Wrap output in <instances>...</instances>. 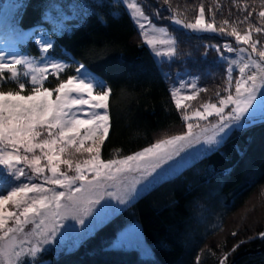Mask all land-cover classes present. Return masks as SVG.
Here are the masks:
<instances>
[{
	"label": "trees",
	"instance_id": "obj_1",
	"mask_svg": "<svg viewBox=\"0 0 264 264\" xmlns=\"http://www.w3.org/2000/svg\"><path fill=\"white\" fill-rule=\"evenodd\" d=\"M19 2L24 5L20 15L25 31L37 34L41 30L48 34L55 31L54 48L48 55L72 65L60 74L62 78L75 75V67L84 63L111 89L110 131L101 146L102 159L132 154L164 135L184 131L171 89L179 87L181 79L194 78L197 86L206 91L186 103L195 110L204 101L215 102V92L224 87L227 65L220 61L215 49L205 46L216 44L222 48L227 42L234 47H247L237 45L234 37L178 29L164 18L171 13L167 10L169 5H164L162 0H147V3L141 0V5L158 27H167L169 34L176 36L178 56L170 61L157 57L143 42L121 0H106L104 8L95 7V0ZM200 2L169 0L181 19L192 18ZM203 3L217 10V23L242 18L245 10L254 9L255 13L260 10V0L255 3L203 0ZM156 9L161 10L159 19L155 16ZM46 12L67 21L52 25L43 19ZM211 17V13L206 15L209 20ZM252 20L259 24L255 16ZM237 26L242 33L248 30L246 24ZM251 35L260 43L264 41V34L252 31ZM22 50L39 62L34 41L25 42ZM225 55L233 57V53ZM73 59L76 64L72 63ZM20 71L23 72L22 67ZM57 82L49 71L44 86L54 88ZM28 87L22 94H27ZM10 88H16L14 82L4 84L0 90ZM181 94H190V90ZM88 143L91 142L86 141L85 145ZM171 164L127 207L120 209L119 214L88 233L84 242L75 247L65 242L57 249H50L41 254V264H197L198 256L199 264H219L225 253L230 264L236 255L246 251L233 264H264V240L258 236L264 231V121L259 118L243 130H234L219 151L197 153ZM125 220L139 226L149 257H143L132 247L112 244ZM233 232L237 235L233 236Z\"/></svg>",
	"mask_w": 264,
	"mask_h": 264
},
{
	"label": "snow or ice",
	"instance_id": "obj_2",
	"mask_svg": "<svg viewBox=\"0 0 264 264\" xmlns=\"http://www.w3.org/2000/svg\"><path fill=\"white\" fill-rule=\"evenodd\" d=\"M162 3L169 5L167 10L171 13L164 18L178 29L234 37L237 45L247 47H234L227 42L222 48L216 44L205 46L215 49L220 61L227 65L224 87L215 92V102L204 101L195 110L186 103L206 91L197 86L196 79H181L179 87L171 89L184 131L164 135L132 154L102 159L101 146L110 131L111 89L84 63H78L75 75L62 78L60 74L72 65L48 55L54 48L55 31H25L20 15L23 3L0 0V89L6 83L16 85L14 89L0 90V264H40L41 254L54 245L63 246V237L69 231L76 238L71 245L75 247L87 239V225L101 210L113 207L110 201L127 207L156 175L171 167L170 162L183 159L189 149L202 145L206 148L196 149L197 152L219 151L234 130L255 123L257 111L264 121V44L251 35L252 31L264 34V0H260L258 13L245 10L242 18L219 23L217 10L206 7L203 0L194 16L186 19L178 18L179 13L169 0ZM121 4L130 12L143 42L157 57L170 61L178 56L176 36L145 14L141 0H121ZM94 6L104 8L106 0H95ZM160 13L156 9V18H161ZM208 13L212 14L211 20L206 18ZM254 16L259 24L253 22ZM43 19L52 25L67 21L48 12ZM238 24H246L248 30L242 33ZM27 41H34L38 47L39 62L22 50ZM225 53H235V58ZM72 63L77 62L73 59ZM49 71L58 81L54 88L44 86ZM5 72L10 75L5 76ZM26 85H30L27 94H22ZM186 89L190 94H181ZM85 106L86 116L81 118L79 113ZM86 141L91 143L86 146ZM77 153H87L89 158L74 161ZM61 165L67 171H62ZM129 176L133 178L130 186L126 184ZM36 179L42 182H33ZM5 191L7 194H3ZM8 205L14 210L9 211ZM258 236L264 240V231ZM236 247L239 244L232 251ZM227 257L225 253L219 264H227ZM199 260L198 256L197 264Z\"/></svg>",
	"mask_w": 264,
	"mask_h": 264
},
{
	"label": "rangeland",
	"instance_id": "obj_3",
	"mask_svg": "<svg viewBox=\"0 0 264 264\" xmlns=\"http://www.w3.org/2000/svg\"><path fill=\"white\" fill-rule=\"evenodd\" d=\"M262 44H264V41L262 42ZM157 47H159V45H157ZM241 47H245V46H241ZM249 51H250V49H249ZM233 58H235V53H233ZM235 74L238 75V72ZM193 79L194 78H190L187 80V82H191ZM86 110H87V106H85V110H81V112L79 113L81 118H85ZM260 115H261L260 111H257L256 119H259ZM175 134H179V133H175ZM88 144H86V145H88ZM201 147L206 148V146L197 145V146H195V148L189 149L185 154H183L184 158L185 157H192V156L196 155L197 153H201V152L196 151V149H199ZM87 158H89V155L87 153H77L73 156L74 161H80V160L87 159ZM177 159H180V158H177ZM171 163H173V162H170V164ZM61 170L67 171L66 167L63 165H61ZM163 172L164 171L160 172V174ZM68 174L73 175L74 173L68 172ZM157 176L158 175H156L155 178ZM132 180H133V178L131 176H129L126 180V184L128 186H130L132 183ZM35 181H37L38 183H41L42 179H36ZM45 187H49V185H45ZM137 187L139 188L140 186L137 185ZM121 190H123V186H121ZM110 203L113 205V207L102 209L101 213L98 216H96V219L87 225V228H86L87 234L90 233L94 228L98 227L103 222H105V221L111 219L112 217H114L115 215L119 214L120 209L125 207V206L118 205L117 202L114 200L110 201ZM7 207H8V210L11 211L12 206L8 205ZM88 219H91V218H88ZM69 222H71V221H69ZM11 224L12 223L9 222L10 226H11ZM78 228H79V226H78ZM63 239L65 242H68L69 244L72 245L76 238H75L74 234L71 231H69L65 234ZM112 244L115 246H118V247H122V248H131L132 247V248L136 249L143 257H149L150 256L149 248L142 238L140 228L137 225V223L132 221V220H129V221L125 220L124 221L123 225L117 230L116 235H115L114 239L112 240ZM59 247H60V245H54L50 249H57ZM41 263H43V262H40V264Z\"/></svg>",
	"mask_w": 264,
	"mask_h": 264
},
{
	"label": "water",
	"instance_id": "obj_4",
	"mask_svg": "<svg viewBox=\"0 0 264 264\" xmlns=\"http://www.w3.org/2000/svg\"><path fill=\"white\" fill-rule=\"evenodd\" d=\"M246 253H247V251H246V252H243V253H239L238 255H236V256L233 258V260L231 261L230 264H233V262H234L235 260H237L240 256H242V255H244V254H246Z\"/></svg>",
	"mask_w": 264,
	"mask_h": 264
}]
</instances>
